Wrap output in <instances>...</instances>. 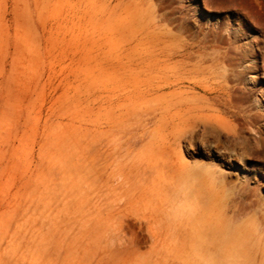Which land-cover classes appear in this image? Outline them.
I'll use <instances>...</instances> for the list:
<instances>
[{
  "label": "rangeland",
  "instance_id": "374dc122",
  "mask_svg": "<svg viewBox=\"0 0 264 264\" xmlns=\"http://www.w3.org/2000/svg\"><path fill=\"white\" fill-rule=\"evenodd\" d=\"M83 263L264 264V0H0V264Z\"/></svg>",
  "mask_w": 264,
  "mask_h": 264
},
{
  "label": "bare ground",
  "instance_id": "6f19581e",
  "mask_svg": "<svg viewBox=\"0 0 264 264\" xmlns=\"http://www.w3.org/2000/svg\"><path fill=\"white\" fill-rule=\"evenodd\" d=\"M220 101H221V100H220ZM188 110H189V109H188ZM187 114H188V113H187ZM165 147H166V146H165ZM170 163H171V162H170ZM170 165H171V164H170ZM183 166H185V165H183ZM179 170H180V169H178V171H179ZM188 176H189V175H188ZM144 199H145V198H144ZM159 200H160V199H159ZM160 203H161V202H160ZM96 208H98V207H96ZM179 213H180V212H179ZM122 214H125V213L122 212ZM118 215H119V214H118ZM118 215H117V216H118ZM155 215H156V214H155ZM118 217H119V216H118ZM120 217H121V216H120ZM126 217H127V216H126ZM114 218H115V217H114ZM116 219H117V218H116ZM151 219H153V218H151ZM113 220H115V219L112 218V222H113ZM119 220H120V219H119ZM135 220H136V219H135ZM117 221H118V220H117ZM121 221H122V220H121ZM125 221H127V220H125ZM137 221H138V220H137ZM153 221H154V220H153ZM82 222H83V221H82ZM77 223H78V222H77ZM118 223H119V222H118ZM124 223H125V222H124ZM134 223H135V222H134ZM155 223H156V222H155ZM75 224H76V223H75ZM109 224H110V223H109ZM112 224H113V223H112ZM115 224L117 225V222H116ZM115 224H113V225H115ZM128 224H129V223H128ZM139 224H140V223H139ZM143 224H145V223H143ZM164 224H165V223H164ZM164 224H163V225H164ZM106 225H107V224H106ZM124 225H126V223H125ZM147 225H149V224H147ZM155 225H156V224H155ZM157 225H158V224H157ZM120 226H121V224H120ZM122 226H123V225H122ZM127 226H128V225H127ZM129 226H130V225H129ZM131 226H133V225H131ZM135 226H136V225H135ZM138 226H139V225H138ZM215 226H216V225H215ZM114 227H115V226H114ZM142 227H144V226H142ZM157 227H158V226H157ZM148 228H149V227L147 226V229H148ZM154 228H155V227H154ZM163 228H164V227H163ZM113 229H114V228H113ZM115 229H117V227H116ZM119 229H121V227H119ZM157 229H158V228H157ZM159 229H160V227H159ZM154 230H155V229H154ZM154 230L151 231V232H152L151 234L154 233ZM160 230H161V229H160ZM110 231H111V230H110ZM112 231H113V230H112ZM117 231H118V230H117ZM119 231H120V230H119ZM147 231H149V230H147ZM157 231H158V230H157ZM114 232H115V230H114ZM125 232H126V231H125ZM128 232H129V231H128ZM139 232H140V231H139ZM143 232H144V231H143ZM79 233H81V232H79ZM115 233H116V232H115ZM115 233H113V235H114ZM108 234H109V233H107V236H108ZM120 234H121V233L119 232V234H118V235L116 234V235L119 236ZM110 235H111V234H110ZM116 235H115V236H116ZM123 235H124V233H123ZM129 235H131V234H129ZM144 235H145V234H144ZM146 235H147V234H146ZM153 235H154V234H153ZM124 236H125V235H124ZM126 236H127V235H126ZM132 236H133V235H132ZM147 236H148V235H147ZM151 236H152V235H151ZM154 236H156V235H154ZM112 237H113V236H112ZM144 237H145V236H144ZM127 238H128V237H127ZM127 238H126V239H127ZM145 238H146V237H145ZM148 238H149V237H148ZM157 238H158V237H157ZM157 238L155 237V239H157ZM117 239H118V240H117ZM117 239H115V240L119 241V238H118V237H117ZM120 239H121V238H120ZM122 239H123V238H122ZM82 240H83V239H82ZM103 240H104V239H103ZM113 240H114V239H113ZM113 240H112V241H113ZM123 240H124V239H123ZM134 240H136V239H134ZM146 240H147V239H146ZM143 241H145V239H144ZM143 241H142V242H143ZM76 242H77V241H76ZM76 242H74V243H76ZM126 242H127V241H126ZM126 242H125V243H126ZM109 243H110V242H109ZM119 243L122 244V242H119ZM135 243H136V242H135ZM135 243L133 244L134 246H135ZM111 244H112V243H111ZM114 244H115V243H114ZM127 244H128V243H127ZM131 244H132V243H131ZM138 244H141V243H138ZM145 244H147V243H145ZM73 245H74V244H73ZM75 245H76V244H75ZM75 245H74V247H75ZM77 245H78V244H77ZM117 245H118V244H117ZM115 246H116V244H115ZM140 246H141V245H140ZM143 246H144V245H143ZM146 247H147V246H145V248H146ZM81 248H82V247H81ZM138 248H141V247H138ZM73 249H74V248H73ZM75 249H76V248H75ZM75 249H74V250H75ZM109 249H110V248H109ZM112 249H113V247H112ZM117 249H118V248H117ZM120 249H121V248H120ZM130 249H131V247H130ZM105 250H106V249H105ZM110 250H111V249H110ZM143 250H144V249H143ZM107 251H108V250H107ZM107 251H106V252H107ZM139 251H140V250H139ZM134 252H135V251H134ZM137 252H138V251H137ZM155 252H156V251H155ZM72 254H74V253H72ZM130 254H131V253H130ZM130 254H129V255H130ZM95 257H96V256H95ZM123 257H124V256H123ZM129 257H130V256H129ZM145 257H146V259L148 258L147 255H146ZM132 258H133V257H131V259H132ZM139 259H140V258H139ZM75 260H76V258H75ZM118 260H119V259H118ZM118 260H117V261H118ZM73 261H74V260H73ZM84 261H85V260H84ZM84 261H83V262H84ZM88 261H89V259H88ZM115 261H116V260H115ZM115 261H114V262H115ZM124 261H125V260H124ZM126 261L128 262L129 260H126ZM126 261H125V262H126ZM85 262H86V261H85ZM83 264H85V263H83ZM112 264H114V263H112ZM135 264H137V263H135Z\"/></svg>",
  "mask_w": 264,
  "mask_h": 264
}]
</instances>
